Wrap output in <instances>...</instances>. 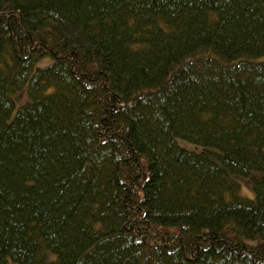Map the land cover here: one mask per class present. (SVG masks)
Returning <instances> with one entry per match:
<instances>
[{"label": "trees", "instance_id": "trees-1", "mask_svg": "<svg viewBox=\"0 0 264 264\" xmlns=\"http://www.w3.org/2000/svg\"><path fill=\"white\" fill-rule=\"evenodd\" d=\"M11 262L264 264V0H0Z\"/></svg>", "mask_w": 264, "mask_h": 264}, {"label": "rangeland", "instance_id": "rangeland-1", "mask_svg": "<svg viewBox=\"0 0 264 264\" xmlns=\"http://www.w3.org/2000/svg\"><path fill=\"white\" fill-rule=\"evenodd\" d=\"M50 61H51L50 58L44 59L39 64L44 65V64L49 63ZM24 90H26V89H24ZM12 97H13V99H15L17 106L19 104L27 101V95H26L25 91L19 92V93H13ZM179 144L188 148V149L202 150V148H200L194 144H191L187 141L180 140ZM235 178H237L242 184V188H241L242 194L247 196V197H253L254 193H253L252 187H250V185H249V182H248L249 179L248 178H242V177H235ZM11 264H14V263L11 262Z\"/></svg>", "mask_w": 264, "mask_h": 264}]
</instances>
